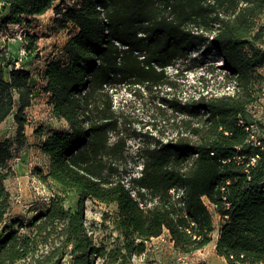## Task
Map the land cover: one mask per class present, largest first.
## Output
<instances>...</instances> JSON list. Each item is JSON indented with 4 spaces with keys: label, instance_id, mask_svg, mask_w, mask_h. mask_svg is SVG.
Instances as JSON below:
<instances>
[{
    "label": "trees",
    "instance_id": "1",
    "mask_svg": "<svg viewBox=\"0 0 264 264\" xmlns=\"http://www.w3.org/2000/svg\"><path fill=\"white\" fill-rule=\"evenodd\" d=\"M0 3V29L50 10L56 30L76 29L61 50L64 62H46L42 75L51 114L68 126L40 146L48 167L38 177L55 193L42 213L8 224L12 147L25 139V110L36 96L29 71L0 69V124L14 112L16 125L14 139L0 141V264H128L165 231L188 255L212 240L204 199L223 221L215 254L226 264L264 262V142L250 129L261 124L249 111L264 91V0ZM198 45L218 52L233 91L162 99L159 111L174 112L166 119L173 136L138 151L135 175L113 91L126 83L175 89L166 67ZM25 49L29 57L37 47L30 41ZM88 199L116 206L117 236L107 244H96L84 224Z\"/></svg>",
    "mask_w": 264,
    "mask_h": 264
},
{
    "label": "rangeland",
    "instance_id": "2",
    "mask_svg": "<svg viewBox=\"0 0 264 264\" xmlns=\"http://www.w3.org/2000/svg\"><path fill=\"white\" fill-rule=\"evenodd\" d=\"M64 2L69 4L70 0ZM59 3L60 1H57L55 6ZM53 19V11L50 10L42 16L27 19L22 29L13 25L0 29V69L5 76L19 60L23 47L26 48L30 41L37 47L20 64L31 72V84L36 97L25 110L28 120L24 132L25 139L21 144L15 143L12 147L13 159L10 166L14 175L5 183L11 196V209L5 221L7 224L13 220L26 222L42 213L55 193V187L51 183L45 184L38 177L40 173L46 175L48 167V159L41 153L40 146L47 135L66 131L68 126L51 114L49 98L42 92V65L51 60L64 62L61 50L66 41L76 34V29L68 26L63 30H56ZM258 25L264 26V18L258 21ZM221 64L218 52L198 45L184 51L166 67L167 74L176 82L175 89H148L145 86L126 83L113 91L114 110L121 120V131L127 139L129 153L134 157L132 166L135 175L140 169L138 151L146 147L151 148L173 136L171 121L166 122V119H173L174 112L171 108L165 109L163 113L159 111L162 99L171 100L175 97L185 101L207 93H232L233 83H228L224 78ZM258 73L264 76V67L258 69ZM249 111L255 123L261 124L257 126L261 128L254 132L264 142V91L259 102L250 107ZM13 114L14 112L0 124V141L15 137ZM69 204L70 202L67 205ZM207 207L214 231L211 234V242L201 251L196 250L188 255L180 253L173 247L165 231L160 237L146 242L145 254L133 256L128 264H219L213 245L219 237L221 218L215 208L210 205ZM82 210L84 224L96 244H107L117 236L111 224V219L116 213L115 205H105L88 199L84 202Z\"/></svg>",
    "mask_w": 264,
    "mask_h": 264
},
{
    "label": "built area",
    "instance_id": "3",
    "mask_svg": "<svg viewBox=\"0 0 264 264\" xmlns=\"http://www.w3.org/2000/svg\"><path fill=\"white\" fill-rule=\"evenodd\" d=\"M1 6H2V3H0V7H1ZM13 26H15L16 28H20V29L23 28V24H16V25H13ZM28 54H29V52L23 47L22 50L20 51V58H19V60L16 62L15 66H14L15 69H22V66H21L20 64H21L22 61H24L25 59L28 58ZM45 65H46V62H45V64L43 65V67H44L43 70L45 69ZM27 122H28V120H27ZM250 129H251V131H253V132L255 131L253 127H251ZM246 130H248V128H246ZM251 138L254 139L253 136H252ZM257 158H258V156H256V157H252V158L250 159V164L253 165V164L256 162V159H257ZM142 255H144V254H142ZM183 258H185V257H183ZM260 264H264V263H260Z\"/></svg>",
    "mask_w": 264,
    "mask_h": 264
},
{
    "label": "crops",
    "instance_id": "4",
    "mask_svg": "<svg viewBox=\"0 0 264 264\" xmlns=\"http://www.w3.org/2000/svg\"><path fill=\"white\" fill-rule=\"evenodd\" d=\"M43 65H42V73L44 72V70H43ZM22 69L23 70H26V71H29L30 72V70H27L26 68H23L22 67ZM31 73V72H30ZM32 78V77H31ZM31 78H30V84H31ZM45 81H43V83H44ZM31 87H32V84H31ZM46 96H48L47 94H46ZM35 99V98H34ZM44 139V138H43ZM204 203L208 206V205H210L211 207H213L206 199H204ZM214 208V207H213ZM222 224H223V221L221 220V226H222ZM221 226H220V228H221ZM215 248V244L213 245V249ZM203 249V248H202ZM202 249H200L199 251H201ZM217 258L219 259V264H226V261L224 260V259H222V258H220V257H218L217 256Z\"/></svg>",
    "mask_w": 264,
    "mask_h": 264
},
{
    "label": "bare ground",
    "instance_id": "5",
    "mask_svg": "<svg viewBox=\"0 0 264 264\" xmlns=\"http://www.w3.org/2000/svg\"><path fill=\"white\" fill-rule=\"evenodd\" d=\"M5 121H6V120H5ZM5 121H4V122H5ZM4 122H2L1 124H3Z\"/></svg>",
    "mask_w": 264,
    "mask_h": 264
}]
</instances>
